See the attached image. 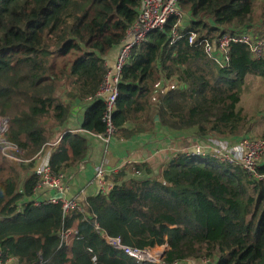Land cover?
<instances>
[{
    "label": "trees",
    "instance_id": "obj_1",
    "mask_svg": "<svg viewBox=\"0 0 264 264\" xmlns=\"http://www.w3.org/2000/svg\"><path fill=\"white\" fill-rule=\"evenodd\" d=\"M140 4L0 0V117L9 119L5 139L30 161L0 169V250L16 264H264V182L217 159L178 154L159 175L148 164H128L106 177L109 192L86 199L84 215L66 213L61 202L36 204L39 178L28 171L43 148L61 138L49 160L57 176L89 151L85 134L60 131L73 103L91 101L82 130L106 133V105L98 99L106 57L122 46ZM178 5L189 16L187 26L171 17L163 31L132 50L122 69L115 137L150 132L158 118L170 133L242 138L251 131L240 107L242 89L248 76L264 78V55L256 59L247 46L233 44L229 64L221 67L201 42L243 29L263 40L264 0ZM176 28L182 37L171 44ZM191 32L198 35L194 45ZM71 230L75 235L66 240ZM105 235L136 250L167 251L158 263L140 261L106 243Z\"/></svg>",
    "mask_w": 264,
    "mask_h": 264
},
{
    "label": "built area",
    "instance_id": "obj_2",
    "mask_svg": "<svg viewBox=\"0 0 264 264\" xmlns=\"http://www.w3.org/2000/svg\"><path fill=\"white\" fill-rule=\"evenodd\" d=\"M173 16H182L181 9L178 5V0H141L138 9V18L127 32V36L122 44V48L118 55L117 61L114 66H108L107 76L98 93V99H101L106 105V112L104 115V122L107 125L106 133L102 135H95L84 130H80L79 134L90 135L100 139L107 147L110 146L115 134L116 127L113 125L112 114L116 108V100L119 93V84L121 82V75L123 67L128 63L132 50L145 43L150 34L156 31H163L169 19ZM180 23V22H179ZM252 31L243 29L236 33H225L216 40L205 39L201 42L207 56L221 67H226L230 62V51L233 44H242L249 48L252 57L259 59L264 55V40L255 37ZM197 33H190L189 43L194 45L197 39ZM179 30L176 28L172 35V42L181 38ZM9 129V119L0 117V151L2 156L12 161L26 163V160L20 158L23 151L15 144L8 142L5 139V134ZM61 138L57 141L47 144L48 150L54 151L60 145ZM45 147V148H46ZM40 152L36 160L39 161L35 167L34 173L39 178V183L36 187V195L43 190L54 191L56 194L51 199L43 200V202L57 203L61 202L63 209L66 213L77 211L82 215L85 214L83 201L80 199H64L62 195L65 193L64 176H57L53 173L49 163L43 162L42 157L45 150ZM201 149H197L196 156L203 157L205 161V154ZM213 158L226 162L232 166H240L248 175L257 181L264 182V175H260V169L264 166V140L253 139L249 137L243 138L240 142V157H233L225 151L215 149L212 151ZM195 155V154H193ZM202 161V162H204ZM117 172V171H116ZM110 175V174H109ZM106 173V168L98 165L95 169V179L101 188V192L107 193L112 186L106 181L109 176ZM40 204L42 201H38ZM99 229V228H98ZM73 230L66 233L64 238L68 240L74 236ZM104 241L118 250H123L132 257L140 261H150L149 253L153 250H136L127 246H123L119 239L104 236ZM206 261V260H203ZM154 262V261H150ZM158 263V262H157ZM0 264H16V261L11 258L4 257L3 252L0 250Z\"/></svg>",
    "mask_w": 264,
    "mask_h": 264
},
{
    "label": "crops",
    "instance_id": "obj_3",
    "mask_svg": "<svg viewBox=\"0 0 264 264\" xmlns=\"http://www.w3.org/2000/svg\"><path fill=\"white\" fill-rule=\"evenodd\" d=\"M186 26L187 24L182 27L185 28ZM121 48L122 46L108 54L106 57L108 66L115 65ZM166 85V83H163L161 88H166ZM90 102L76 101L73 103L70 118L60 128L62 135L66 133L76 134L82 130L85 110ZM132 127L133 125L129 124L127 129L130 130ZM85 136L90 145L86 158L80 164L72 166L70 172L64 176L65 193L63 195L67 200L77 198L84 202L87 198L101 192V188L95 179V169L98 165L104 166L106 173L109 175L131 163L148 164L154 173L159 175L162 168L172 158L178 154L188 153L198 144L204 145L207 143L220 147L217 149L225 151L233 157H240L239 139H200L191 132L188 134L170 133L159 123V120H156V125L150 132H140L129 139L114 137L110 146L107 147V152L106 145L100 139L90 135ZM213 150L205 151L204 158L215 159L212 157ZM52 152L48 149L44 151L42 161H48L47 163H49ZM55 194L54 191L43 190L38 193L36 198L40 201L48 200Z\"/></svg>",
    "mask_w": 264,
    "mask_h": 264
},
{
    "label": "rangeland",
    "instance_id": "obj_4",
    "mask_svg": "<svg viewBox=\"0 0 264 264\" xmlns=\"http://www.w3.org/2000/svg\"><path fill=\"white\" fill-rule=\"evenodd\" d=\"M188 15L186 13H183L181 16V27L184 26L188 21ZM253 34V32H251ZM264 40V39H263ZM166 89L170 86H172V83H166ZM60 93L64 96L65 91L61 89ZM65 97V96H64ZM240 107L243 109L244 113L251 119V131L241 139L239 138V142L243 140L245 137L253 138V139H263L264 134V78L262 77H256V76H248L246 83L242 89V96H241V103ZM264 140V139H263ZM56 141V140H55ZM52 141L49 144L55 142ZM220 147H217L213 145L212 143H207L204 145L198 144L197 146L193 147L188 153L186 154H196L197 149H201L203 153H200L199 155H204L205 151H209L212 149H217ZM48 147L45 148L47 150ZM225 150V149H224ZM1 153V151H0ZM2 155V154H1ZM0 155V169H3L4 167L6 169H9L11 165L18 166L20 162H15L10 159L4 158V156ZM30 161H27L25 165H27ZM36 167V166H35ZM35 167L28 172L31 174L34 172ZM11 168V167H10ZM25 176V174H24ZM23 183V182H22ZM64 199L65 195H62ZM38 201H40L38 198H36ZM40 203H43L40 202ZM167 251V247H157L153 249L149 255L150 261H154V263L160 262L163 258L164 253ZM71 256V253H68V257ZM181 264H215V262L211 261H187Z\"/></svg>",
    "mask_w": 264,
    "mask_h": 264
},
{
    "label": "bare ground",
    "instance_id": "obj_5",
    "mask_svg": "<svg viewBox=\"0 0 264 264\" xmlns=\"http://www.w3.org/2000/svg\"><path fill=\"white\" fill-rule=\"evenodd\" d=\"M200 161H204L203 157H199Z\"/></svg>",
    "mask_w": 264,
    "mask_h": 264
},
{
    "label": "water",
    "instance_id": "obj_6",
    "mask_svg": "<svg viewBox=\"0 0 264 264\" xmlns=\"http://www.w3.org/2000/svg\"><path fill=\"white\" fill-rule=\"evenodd\" d=\"M157 121L159 120L158 118L156 119ZM64 136V135H63Z\"/></svg>",
    "mask_w": 264,
    "mask_h": 264
}]
</instances>
